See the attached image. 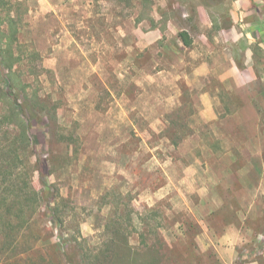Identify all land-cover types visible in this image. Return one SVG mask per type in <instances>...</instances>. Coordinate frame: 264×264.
<instances>
[{
	"label": "rangeland",
	"instance_id": "obj_1",
	"mask_svg": "<svg viewBox=\"0 0 264 264\" xmlns=\"http://www.w3.org/2000/svg\"><path fill=\"white\" fill-rule=\"evenodd\" d=\"M233 2L6 0L23 79L48 111L32 161H47L54 199L24 232L28 264L56 261L59 236L100 247L109 220L135 249L141 234L158 242L165 264H264V60L258 36L228 31ZM33 186L48 190L37 174Z\"/></svg>",
	"mask_w": 264,
	"mask_h": 264
},
{
	"label": "trees",
	"instance_id": "obj_2",
	"mask_svg": "<svg viewBox=\"0 0 264 264\" xmlns=\"http://www.w3.org/2000/svg\"><path fill=\"white\" fill-rule=\"evenodd\" d=\"M5 5L6 0H0V11ZM178 37L185 47L190 46L187 32H179ZM17 41L14 19L0 16V263L3 264L30 263L28 261L36 249L24 240V232L29 229L41 205L54 199L45 180L50 174L47 161H32L35 156L32 126L42 121L48 111L37 91L23 79L20 70L22 56L17 51ZM180 138L173 144H177ZM35 174L47 191L35 189ZM62 207L63 199L49 207L58 228L64 227ZM15 230L18 231L14 235ZM76 231L78 235V229ZM102 235L107 240L100 247L79 246L76 251L66 247L59 236V242L52 248L58 249V257L62 260L58 257L56 261L47 260L40 256V262L33 264H165L160 245H155L158 242L147 243L144 234L140 235L142 250L129 244L130 233L113 220L103 226ZM81 240L87 244L85 239Z\"/></svg>",
	"mask_w": 264,
	"mask_h": 264
},
{
	"label": "crops",
	"instance_id": "obj_3",
	"mask_svg": "<svg viewBox=\"0 0 264 264\" xmlns=\"http://www.w3.org/2000/svg\"><path fill=\"white\" fill-rule=\"evenodd\" d=\"M244 0H234L233 6L237 9V12H231L230 18L232 21V26L228 31L235 34L238 40L241 37H246L250 40L251 37L258 36L260 39L257 49H255L256 55L263 57L264 60V0H253L258 2L259 6L255 7V10L250 12V9L246 11H240V4ZM249 0H247L248 2ZM255 13V15H253ZM256 16L258 22H248L247 18L249 16ZM234 37V36H233Z\"/></svg>",
	"mask_w": 264,
	"mask_h": 264
}]
</instances>
